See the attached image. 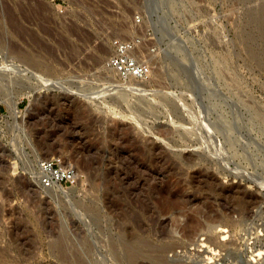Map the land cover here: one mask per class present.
Masks as SVG:
<instances>
[{"label": "rangeland", "instance_id": "obj_1", "mask_svg": "<svg viewBox=\"0 0 264 264\" xmlns=\"http://www.w3.org/2000/svg\"><path fill=\"white\" fill-rule=\"evenodd\" d=\"M135 36L151 73L123 81L111 41ZM53 156L76 185L39 184ZM169 202L236 226L189 240ZM121 240L158 264H264V0H0V264H152Z\"/></svg>", "mask_w": 264, "mask_h": 264}, {"label": "built area", "instance_id": "obj_2", "mask_svg": "<svg viewBox=\"0 0 264 264\" xmlns=\"http://www.w3.org/2000/svg\"><path fill=\"white\" fill-rule=\"evenodd\" d=\"M141 22L140 17L134 20ZM143 44L141 36L131 39L116 37L111 41L112 53L106 60V65L116 73L118 79L126 81L134 78L145 80L151 73V64L139 55ZM36 179L45 188L71 187L78 183V170L67 164L62 157L53 156L38 161Z\"/></svg>", "mask_w": 264, "mask_h": 264}, {"label": "bare ground", "instance_id": "obj_3", "mask_svg": "<svg viewBox=\"0 0 264 264\" xmlns=\"http://www.w3.org/2000/svg\"><path fill=\"white\" fill-rule=\"evenodd\" d=\"M27 55V54H26ZM26 55H22V59L28 64L29 63V56H26ZM29 57V58H28ZM32 58V57H31ZM32 60V59H30ZM28 61V62H27ZM35 61V60H34ZM32 62V61H31ZM33 63V62H32ZM37 64L40 65V63L37 62ZM40 67V66H39ZM169 69V68H168ZM173 72V71H172ZM169 74V73H168ZM167 74V75H168ZM163 75V74H161ZM172 75V74H171ZM31 90V89H30ZM35 93L32 91V92H27L26 93V96L31 98ZM12 104V103H11ZM9 107L17 113V109H16V106L14 105V102L12 105H9ZM237 197V196H236ZM170 200V199H169ZM251 201V200H250ZM256 201V200H255ZM257 202V201H256ZM173 203V202H172ZM168 210L171 211V219L176 223V228L173 227L174 231L173 232H179L183 234V237L187 238V239H191L192 241H195L194 240V236H198L200 232V230H202V228L205 230V228H208L206 230H209L210 232H214V230L216 232H224V228H226V226H236L235 224H233V221L231 220L230 216L228 215V213H220V214H213V211L214 209H210L208 207L206 208H202V209H197L198 210V214L200 213L202 217H204V219L206 220V223H207V227H202L204 226L206 223L203 221H199L196 223L197 220H195V225L192 224L191 222V214H186V210L184 209H178V212H175L176 208L170 204V202L168 204ZM165 205V206H166ZM165 209H167L165 207ZM191 210V209H190ZM192 211V210H191ZM229 211V210H228ZM232 211V210H231ZM196 212V211H193V213ZM219 213V212H218ZM230 213V212H229ZM195 217V216H194ZM198 217V216H197ZM196 218V217H195ZM202 220V219H201ZM234 220V219H233ZM172 221V222H173ZM179 222V223H178ZM178 223V224H177ZM233 224V225H232ZM174 226V224H173ZM229 227V228H230ZM227 229V228H226ZM232 229V228H231ZM213 230V231H212ZM203 232V231H202ZM208 232V231H207ZM204 233V232H203ZM202 235V234H201ZM207 235V234H206ZM210 235V234H209ZM215 236V235H214ZM121 239V237H120ZM119 239V240H120ZM191 241V242H192ZM206 241V242H205ZM229 242V240H228ZM227 242V243H228ZM185 243V242H184ZM205 243H210L211 245L214 246V248H218V249H222L220 251H223L225 249L228 248V245L226 244V242L224 243L222 240H218V237H213V236H206V239H199L196 241L195 245H197V248L198 246H202V247H205L203 246L202 244H205ZM232 243V242H231ZM115 245V244H113ZM231 246L233 247L234 245L231 244ZM115 247V246H113ZM122 248V257L128 262V263H131L133 262V260L139 258L140 256H145L147 255L148 256V261H150L152 264H158L160 261H162V256H155L153 255L150 251H149V244L144 241V240H138V241H134L132 243H128V242H125V240H121V246ZM119 248V247H118ZM201 248V247H200ZM234 248V247H233ZM236 248V247H235ZM234 248V249H235ZM116 250V249H115ZM228 250V249H227ZM226 250V251H227ZM232 250V249H231ZM239 250V249H238ZM117 251V250H116ZM144 251H147L146 254H143ZM235 251V250H234ZM113 252H114V249H113ZM115 253V252H114ZM217 253V252H216ZM214 253V254H216ZM228 254V252H226ZM261 255V253H259ZM117 255V254H116ZM225 255V254H224ZM229 257H236L237 255L234 254L233 250L229 252ZM120 256V255H119ZM215 256V255H214ZM214 256H212L211 258L213 259ZM227 256V255H226ZM121 257V258H122ZM118 258V257H117ZM119 260H120V257H119ZM213 261V260H212ZM234 261V260H233ZM237 261V260H235ZM253 261V259H252ZM255 261V260H254ZM149 262V263H150ZM82 263V262H81ZM250 264V262H249ZM252 264V263H251Z\"/></svg>", "mask_w": 264, "mask_h": 264}]
</instances>
